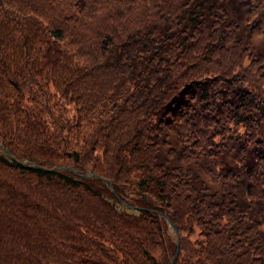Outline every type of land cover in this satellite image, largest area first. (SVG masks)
Returning a JSON list of instances; mask_svg holds the SVG:
<instances>
[{"label": "trees", "instance_id": "obj_1", "mask_svg": "<svg viewBox=\"0 0 264 264\" xmlns=\"http://www.w3.org/2000/svg\"><path fill=\"white\" fill-rule=\"evenodd\" d=\"M0 145V264H264V0H0Z\"/></svg>", "mask_w": 264, "mask_h": 264}, {"label": "water", "instance_id": "obj_2", "mask_svg": "<svg viewBox=\"0 0 264 264\" xmlns=\"http://www.w3.org/2000/svg\"><path fill=\"white\" fill-rule=\"evenodd\" d=\"M0 150L5 154V156L15 162H17L18 164H20L21 166H30L32 168H37V169H43L41 167H39L38 165H36L35 163H32L30 161H17L11 154L8 150L4 149L1 145H0ZM43 170H50V171H57V170H62L61 167H55L53 169H43ZM66 170L70 171V172H73L75 173L76 175L80 176L81 178H84V179H88V178H99V177H96L93 173L91 172H86L84 174H80L78 172H76L74 169H72L71 167L67 168ZM105 184L107 185V188L109 189V191L114 194V189H113V186L111 184V182H109L108 180L106 179H102ZM121 205H122V208L125 207L127 209L128 212L130 213H134L136 211H138L139 209L137 207H133V206H128L126 205L124 202L120 201L119 202ZM160 216L165 220L166 224H167V227H168V235L171 239V241L175 244L176 246V251L170 261L169 264H174L175 260L177 259L178 257V254H179V246H180V240L177 236V229H176V226L175 224L170 220V218L168 217L167 214H160Z\"/></svg>", "mask_w": 264, "mask_h": 264}, {"label": "rangeland", "instance_id": "obj_3", "mask_svg": "<svg viewBox=\"0 0 264 264\" xmlns=\"http://www.w3.org/2000/svg\"><path fill=\"white\" fill-rule=\"evenodd\" d=\"M125 203V202H124ZM126 204V203H125ZM127 205V204H126ZM128 206H130V205H128ZM122 210V209H121ZM122 211H127V209L125 208V207H123V210Z\"/></svg>", "mask_w": 264, "mask_h": 264}]
</instances>
